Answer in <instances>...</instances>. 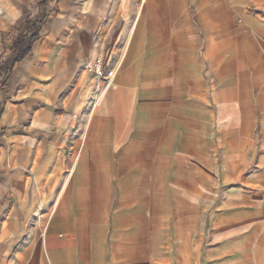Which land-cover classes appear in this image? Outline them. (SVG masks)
I'll use <instances>...</instances> for the list:
<instances>
[{"label": "crops", "instance_id": "crops-1", "mask_svg": "<svg viewBox=\"0 0 264 264\" xmlns=\"http://www.w3.org/2000/svg\"><path fill=\"white\" fill-rule=\"evenodd\" d=\"M0 264H264V0H0Z\"/></svg>", "mask_w": 264, "mask_h": 264}, {"label": "trees", "instance_id": "trees-1", "mask_svg": "<svg viewBox=\"0 0 264 264\" xmlns=\"http://www.w3.org/2000/svg\"><path fill=\"white\" fill-rule=\"evenodd\" d=\"M26 34L18 36L13 43L12 53L15 56V60L23 59L30 50V45L38 38V28L36 25H31L27 22ZM30 33V34H28Z\"/></svg>", "mask_w": 264, "mask_h": 264}, {"label": "built area", "instance_id": "built-area-1", "mask_svg": "<svg viewBox=\"0 0 264 264\" xmlns=\"http://www.w3.org/2000/svg\"><path fill=\"white\" fill-rule=\"evenodd\" d=\"M88 71L93 73L96 77H101L103 74L101 62L97 60L92 66L88 67Z\"/></svg>", "mask_w": 264, "mask_h": 264}]
</instances>
